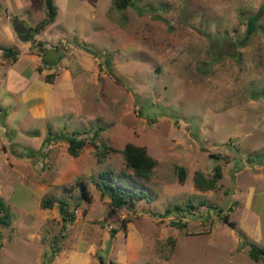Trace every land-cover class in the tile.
Listing matches in <instances>:
<instances>
[{"label":"rangeland","instance_id":"374dc122","mask_svg":"<svg viewBox=\"0 0 264 264\" xmlns=\"http://www.w3.org/2000/svg\"><path fill=\"white\" fill-rule=\"evenodd\" d=\"M52 3L54 22L33 33L45 16L44 0H0L4 47L14 49L1 31L7 22L18 43L57 44L65 58L73 49L84 58L86 82L83 90L72 86L79 108L68 118L39 123L19 108L16 118L37 133H23L10 120L0 134L1 155V145L8 157L15 145L24 149L18 163L0 157L8 213L0 222V264H264V257L248 255L252 246L264 249V0H132L123 9L111 0ZM254 13L255 28L241 43L246 16ZM15 23L32 36L20 40ZM95 60L101 77L93 84L87 65ZM0 98L10 102L4 91ZM67 128L85 140L76 156L67 152ZM48 132L50 146L43 142L28 154ZM126 142L143 146L156 165L135 186L144 197L108 215V199L94 182L102 170L124 169ZM215 166L222 169L216 187L193 189V171L208 175ZM45 197L52 202L42 208ZM63 201L72 219L59 212ZM174 206L182 209L164 213ZM128 239L135 246L123 261L117 255Z\"/></svg>","mask_w":264,"mask_h":264},{"label":"crops","instance_id":"0c3cea01","mask_svg":"<svg viewBox=\"0 0 264 264\" xmlns=\"http://www.w3.org/2000/svg\"><path fill=\"white\" fill-rule=\"evenodd\" d=\"M53 22L54 20L50 23ZM1 28L5 38L8 42L12 43L14 49L8 47L12 49L13 54L11 56L4 55L0 49V94L4 91L10 98L9 103L5 102V99L0 98V134L4 132L6 127L5 124L10 120H15L23 133H37L36 130L28 129L26 125L22 124L20 122V118H16L19 108L28 113L30 118L38 120L39 123H41L45 118H63L65 116L68 118L70 114L75 113V110H78L79 108V103L77 99H71L72 95L70 90L74 84H78L79 88H81L80 90H83L82 88H84V85L86 84L83 77L84 75L82 74L83 66L80 65V60L82 59L83 61L84 58L81 56L79 57V55H73V49L67 53L68 58H65L58 52L57 44L49 46L44 43L41 45L38 44V46H34L33 48L28 45H23L16 42L14 33L7 22H5ZM51 37L48 39H51ZM4 46V44L0 43V47ZM76 53L78 54L82 52L76 51ZM73 67L77 69L73 71ZM87 68L91 73L89 77H87L88 80H91L93 84L96 83L98 78L101 77L100 64L95 60L92 63H88ZM46 75L50 76L49 80L45 79ZM18 84H20L19 88L16 89V85ZM67 103H75L74 105H76V107H73L72 109H67V107H65V110L62 109V107ZM66 113H69V115ZM44 128H47V130L53 128L54 132H60L57 126L55 128L52 125L48 128V126L45 127L44 125ZM67 131L71 133L73 130L67 128L65 132ZM47 134L48 135H45L43 138L40 137L36 141L34 147L28 149V154L33 155V153H37L43 142L46 144L48 143V147L50 146L52 136L49 132ZM55 134L56 135L53 137L54 139L59 136L57 133ZM32 138L35 137L33 136ZM7 142L9 143L10 141ZM9 144L12 146L11 143ZM3 147L4 145H1L3 154H0V157L4 159L5 163L8 165H10L13 161H15L14 163H18L20 160V157H18L20 155V150L22 149V151H24L23 147L15 145L14 148L11 149V157L7 156ZM221 170L220 166V177L222 175ZM257 176L258 174L254 175V177ZM257 190L260 189L257 188ZM253 192L254 188L250 186L248 197L251 198V194ZM260 192L261 194L264 192L262 188ZM250 198L247 199L245 207H250L248 205ZM65 207L67 208V204ZM134 246L135 242H133V239H128L125 248L123 251H119L121 253L120 255H117V257L125 261V259L129 257V253L132 251ZM117 251L118 250L115 252L117 253ZM129 258L131 259V257Z\"/></svg>","mask_w":264,"mask_h":264},{"label":"trees","instance_id":"16d2710c","mask_svg":"<svg viewBox=\"0 0 264 264\" xmlns=\"http://www.w3.org/2000/svg\"><path fill=\"white\" fill-rule=\"evenodd\" d=\"M132 0H111V4L117 9L126 8L131 4ZM45 6V16L32 28L33 33H37L41 30L44 25L52 22L56 14V6L52 3V0H44ZM257 20V13L246 16L245 20V31L241 43L245 41L246 38L252 33L255 28ZM3 54L6 56H11L13 54L12 49L8 47H0ZM46 80L50 79V76H45ZM75 135H78V132L74 130L71 132L70 136H64L67 142V152L71 156H76L79 149L84 145V138H76ZM61 135L57 136L60 137ZM108 149L106 146L98 148L95 153L96 160L99 162ZM120 153L123 159L124 169L119 170L117 173L106 169L98 172L97 179L94 184L99 190L100 197H107V214L110 215L121 208H131L135 200L141 199L144 197V193L136 190L135 186L141 182H146L149 180L152 169L156 165V160L152 158L145 150L143 146H138L130 142L124 143ZM185 171L179 166L177 167V178L178 182H182L184 179ZM220 177V167L215 166L212 171L206 175L201 171L195 170L192 173L191 184L193 189L204 192L213 190L216 187L218 178ZM81 188V198L88 199L89 197L86 194L84 183L78 182ZM51 199L45 197L40 202L42 208L50 207ZM198 205H201L199 203ZM3 202L0 199V211L3 210V215H0V222L7 223V211L4 210ZM66 203L60 202L59 212H61L67 219H72L73 214L66 210ZM186 207V206H185ZM189 209L193 208L192 204L187 205ZM182 209L179 206H174L172 208H165L164 213L168 214L172 210ZM62 215V216H63ZM64 217V219H65ZM222 219L226 221L229 225L232 222L227 220V215H222ZM173 225L180 227L183 223L173 222ZM248 255L253 260L257 261L258 259L264 257V249L257 247H250L248 250ZM149 264V263H147Z\"/></svg>","mask_w":264,"mask_h":264},{"label":"water","instance_id":"95a60500","mask_svg":"<svg viewBox=\"0 0 264 264\" xmlns=\"http://www.w3.org/2000/svg\"><path fill=\"white\" fill-rule=\"evenodd\" d=\"M13 29L16 31L18 34V38L20 40H26L29 37V30L24 28L22 24L20 23H15L13 25Z\"/></svg>","mask_w":264,"mask_h":264},{"label":"flooded vegetation","instance_id":"af4514ba","mask_svg":"<svg viewBox=\"0 0 264 264\" xmlns=\"http://www.w3.org/2000/svg\"><path fill=\"white\" fill-rule=\"evenodd\" d=\"M31 36H32V34H31V31L29 30V37H31ZM29 37H28V38H29Z\"/></svg>","mask_w":264,"mask_h":264},{"label":"built area","instance_id":"2783aa9c","mask_svg":"<svg viewBox=\"0 0 264 264\" xmlns=\"http://www.w3.org/2000/svg\"><path fill=\"white\" fill-rule=\"evenodd\" d=\"M61 44H64L63 40L60 41Z\"/></svg>","mask_w":264,"mask_h":264}]
</instances>
